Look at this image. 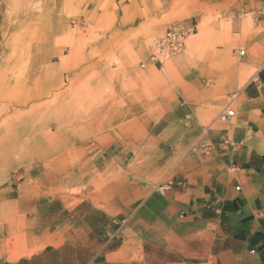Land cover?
<instances>
[{"label":"rangeland","instance_id":"obj_1","mask_svg":"<svg viewBox=\"0 0 264 264\" xmlns=\"http://www.w3.org/2000/svg\"><path fill=\"white\" fill-rule=\"evenodd\" d=\"M238 20V0L231 8L216 0H0V189L11 188L38 206V249L55 245L48 240L54 230L62 232L64 219L73 223L83 216L81 203L101 208L126 201L128 171L136 180L163 165L164 173L174 172L175 163L164 164L174 152L162 134L168 121L150 132L136 125L133 137L125 139L128 120L142 114L118 110L150 108L158 118L166 89L176 91L189 109L197 104L190 99L192 88L212 86L194 80L208 74L240 73L243 85L254 74L240 59L254 21L245 18L244 33L238 34ZM169 29L188 33L185 51L153 66L154 42ZM49 38L52 49L45 51ZM31 43H43L34 60L28 59ZM57 50L67 56L66 65L51 75L45 96L36 98L31 94L42 81L43 57L58 65ZM30 67L36 69L34 83ZM221 111L205 125L235 122H220ZM90 117L98 122L86 125ZM57 119L63 130L50 144L46 133L55 132ZM79 122L84 125L78 132ZM51 147L63 148L51 155ZM134 155L144 157L132 162ZM27 211L18 223L17 246L23 249L31 231ZM109 213L119 221L127 214Z\"/></svg>","mask_w":264,"mask_h":264},{"label":"crops","instance_id":"obj_2","mask_svg":"<svg viewBox=\"0 0 264 264\" xmlns=\"http://www.w3.org/2000/svg\"><path fill=\"white\" fill-rule=\"evenodd\" d=\"M216 2L231 8L234 0ZM238 6L239 20L233 33H244L245 18L254 21L247 50L240 58L254 74L243 85L240 73L208 74L194 80L212 86L208 90L193 87L190 99L197 104L189 109L176 91L166 89L158 118L151 117L150 108L142 112L118 110L126 116L142 114L128 120L131 126L122 136L125 139L133 137L136 125L150 132L162 119L168 121L162 134L172 141L174 152L164 164L175 163L174 172L164 173L167 165H163L136 180L128 171L126 201L101 208L81 203L83 216L73 223L64 219L62 232L56 234L54 230L48 240L55 245L42 249L37 243L38 206L11 188H1L0 264H264V0H238ZM42 44L27 47L29 60L36 59ZM46 48L52 49L50 38L45 41ZM55 57L60 58L58 65L53 58L43 57L42 81L36 94H31L36 98L45 96V89L52 87L51 75L66 65L63 51L57 50ZM35 70H29L32 83ZM234 92L237 97L231 106L235 122L229 126L217 122L205 125L225 108V97ZM84 121L86 125L98 122L96 117ZM60 122L55 120V133H46L50 144L63 130ZM83 125L78 123V132ZM81 138L71 146L76 148ZM62 148L52 147L49 153L57 155ZM141 157L144 155L130 159L136 162ZM169 180L175 183L171 190L165 194L155 191L158 184ZM28 209L25 224L31 231L23 249L17 246L21 242L18 223ZM114 210L126 211L125 219H115L109 213Z\"/></svg>","mask_w":264,"mask_h":264},{"label":"built area","instance_id":"obj_3","mask_svg":"<svg viewBox=\"0 0 264 264\" xmlns=\"http://www.w3.org/2000/svg\"><path fill=\"white\" fill-rule=\"evenodd\" d=\"M188 33L182 30H167L159 37L153 45V53L150 60L154 65H160L162 62L183 54L186 48ZM244 55V51L240 52ZM143 66V65H142ZM237 93L234 92L229 96V102L219 113L217 119L222 123H229L235 118V109L231 106L236 99ZM175 185L174 181L169 180L158 184L155 191L159 194H165ZM239 189V188H237Z\"/></svg>","mask_w":264,"mask_h":264},{"label":"bare ground","instance_id":"obj_4","mask_svg":"<svg viewBox=\"0 0 264 264\" xmlns=\"http://www.w3.org/2000/svg\"><path fill=\"white\" fill-rule=\"evenodd\" d=\"M60 59V58H59ZM61 128V127H60ZM55 133V132H54ZM50 134V133H49ZM52 134V133H51ZM60 134V133H59ZM57 135V134H56ZM44 136V135H43ZM47 137V136H46ZM52 148V147H51ZM50 152V151H49ZM53 152V151H52ZM52 154V153H51Z\"/></svg>","mask_w":264,"mask_h":264}]
</instances>
